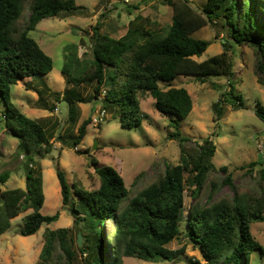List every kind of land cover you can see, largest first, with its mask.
<instances>
[{
  "label": "trees",
  "instance_id": "1",
  "mask_svg": "<svg viewBox=\"0 0 264 264\" xmlns=\"http://www.w3.org/2000/svg\"><path fill=\"white\" fill-rule=\"evenodd\" d=\"M162 2L172 8L167 27L146 17L137 22L140 17L136 16L129 21L123 35L113 37L95 24L90 35L88 62L70 74L68 68L72 60L77 59L73 54H66L71 47L68 45L65 47L68 63L61 72L68 83L94 82L96 100L105 86L101 108L105 112H116L121 126L126 128L140 125L147 117L140 108L139 93H149L155 109L166 117L167 126L173 128L167 137L177 141L180 160L177 163L163 161L164 168L135 191L125 185L112 165H97L93 157L91 161L99 179L95 189L72 183L70 190L63 171L58 168L56 175L62 203L71 210L77 223L83 222L79 229L82 241L78 244L77 234L69 227H46L39 253L43 264H74L77 251L84 254V264H123V257L172 261L185 251V244L179 248L168 247L180 234L187 243L198 247L202 258H189L186 264H249L250 252L264 253V246L250 230L251 222L264 221V164L256 170L255 188L235 186L227 166L215 167L211 163L215 145L210 138L191 144L190 137L179 131L180 120L192 109V99L186 88L170 84L177 75L192 74L203 80L208 75L230 74L231 63L226 50L202 60L195 59L206 50L209 41L192 34L220 19L230 40L246 43L258 52L257 69L261 74L257 80L264 85V20L258 21L261 13L256 8L264 4V0H206L201 7L188 0ZM127 6L128 10L137 8L135 3ZM81 8L83 6L75 0H0V98L6 109L3 128L17 139V150L26 157L45 158L52 147L43 125L21 112L10 100L11 85L47 74L52 68L51 57L29 31L44 18L55 17L63 11L72 14ZM262 12L264 14L263 8ZM228 84L230 87L224 92L226 100L233 109L244 108L242 97L230 81ZM68 102L69 118L74 122L76 112L72 101ZM222 102L223 99H219L213 104L216 119L222 116ZM254 113L264 124V105L258 102ZM90 121L86 118L78 125L74 143L84 137ZM256 164L259 163L251 161L241 168L246 167L247 173L252 174ZM216 169L225 174L221 185H227L231 194L216 198L218 186L212 180L210 193L202 201L208 174ZM7 177L6 170L0 173V181ZM186 184L193 186L192 203L183 216ZM0 198V234L9 227V219L21 211L31 209L18 230L23 236L34 234L43 224L48 225L59 217L58 211L50 215L40 212L44 202L40 170L29 169L25 187L4 189L0 191ZM106 221L112 223L108 246L104 242ZM107 250L111 252L109 263L103 255Z\"/></svg>",
  "mask_w": 264,
  "mask_h": 264
},
{
  "label": "rangeland",
  "instance_id": "2",
  "mask_svg": "<svg viewBox=\"0 0 264 264\" xmlns=\"http://www.w3.org/2000/svg\"><path fill=\"white\" fill-rule=\"evenodd\" d=\"M83 8L72 14L61 12L55 17L42 19L29 35L35 39L41 49L52 59V68L47 74H39L34 79H23L11 85L10 100L16 107L30 118L43 125L52 147L45 158L26 157L17 150V139L4 132L3 113L5 103L0 98V173L8 172V177L0 181V191L9 188L25 187V176L30 169L41 171L44 202L40 208L42 214L59 212L56 221L43 224L31 235H20L26 213L21 211L9 219V227L0 234V264H43L39 253L43 245V231L46 227L55 229L69 227L72 233L78 234L83 222H76L68 207L63 205L60 186L56 175L59 168L63 171L70 186L75 183L85 189H95L99 179L94 172L91 157L97 165L110 164L124 179L125 185L135 191L151 181L156 173L164 168L163 161L177 163L180 160L179 146L176 140L169 139L167 133L173 131L166 124V117L154 107V99L149 93H139L140 108L147 117L140 125L131 128L121 126L119 115L107 111L100 123L87 125L84 137L74 143L76 128L86 118L92 119L101 106L104 87L96 100L93 98L94 82L72 84L66 81L62 67L67 64L65 55H75L68 68L74 74L90 59V35L95 24L102 32L113 37H120L129 21L136 16L156 20L160 26L167 27L171 22L172 8L162 0H146L135 3L137 8L128 10V6L119 0H75ZM201 7L206 0H188ZM264 20V4L256 7ZM262 15V16H261ZM262 17V18H261ZM137 20V19H136ZM264 24V21H263ZM194 37L209 41L206 50L196 56V60L205 59L213 54L226 50L230 57V74L208 75L203 80L197 75H177L171 80L174 87H184L192 99V109L180 120L179 131L190 137V143L201 142L210 138L215 145V152L210 158L215 167L227 166L232 181L239 188L256 187V170L264 164V124L255 115L257 103L264 105V85L257 80L261 72L257 69L260 57L253 47L246 43L238 44L228 38L221 26V20L206 24L192 34ZM70 49L65 54V47ZM231 82L235 92L242 97L245 107L233 109L226 100L224 92ZM161 84V83H160ZM162 87H167L162 84ZM225 98V99H224ZM219 99L222 116L216 119L213 104ZM75 109L76 121H70V104ZM232 101V100H231ZM256 161L252 174H248L246 166ZM225 174L220 170L210 171L204 186L202 201L210 193V182L217 183L216 198L231 194L227 185H221ZM136 178H138L136 180ZM193 186L186 184L182 215L185 216L192 203L190 192ZM73 191V190H72ZM1 211V198H0ZM183 228V225H181ZM112 223L104 224V242L108 246ZM250 230L254 238L264 246V221H253ZM168 245L179 248L185 244V251L172 261H145L137 257H123V264H186L189 258L202 260L197 246L187 243L180 234ZM82 241V239H81ZM80 241V244H81ZM76 248V247H75ZM77 251V250H76ZM111 251V250H110ZM111 252H104V260L109 263ZM74 264H84V254L78 251ZM249 264H264V253L254 250L249 253Z\"/></svg>",
  "mask_w": 264,
  "mask_h": 264
},
{
  "label": "built area",
  "instance_id": "3",
  "mask_svg": "<svg viewBox=\"0 0 264 264\" xmlns=\"http://www.w3.org/2000/svg\"><path fill=\"white\" fill-rule=\"evenodd\" d=\"M123 4L129 5L136 2H143L145 0H119ZM105 110L101 108V106L98 108V110L95 112V115L92 117L91 121L92 123H100L104 117H105Z\"/></svg>",
  "mask_w": 264,
  "mask_h": 264
},
{
  "label": "water",
  "instance_id": "4",
  "mask_svg": "<svg viewBox=\"0 0 264 264\" xmlns=\"http://www.w3.org/2000/svg\"><path fill=\"white\" fill-rule=\"evenodd\" d=\"M77 241H78V244H80V241H81V234H80V232H78V234H77Z\"/></svg>",
  "mask_w": 264,
  "mask_h": 264
},
{
  "label": "crops",
  "instance_id": "5",
  "mask_svg": "<svg viewBox=\"0 0 264 264\" xmlns=\"http://www.w3.org/2000/svg\"><path fill=\"white\" fill-rule=\"evenodd\" d=\"M136 3H138V2H136Z\"/></svg>",
  "mask_w": 264,
  "mask_h": 264
}]
</instances>
